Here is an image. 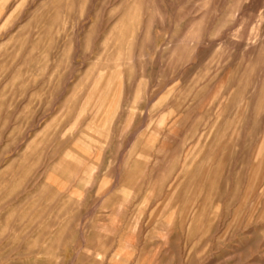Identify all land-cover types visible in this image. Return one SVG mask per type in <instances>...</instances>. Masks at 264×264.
Segmentation results:
<instances>
[{
	"label": "rangeland",
	"instance_id": "1",
	"mask_svg": "<svg viewBox=\"0 0 264 264\" xmlns=\"http://www.w3.org/2000/svg\"><path fill=\"white\" fill-rule=\"evenodd\" d=\"M0 264H264V0H0Z\"/></svg>",
	"mask_w": 264,
	"mask_h": 264
}]
</instances>
